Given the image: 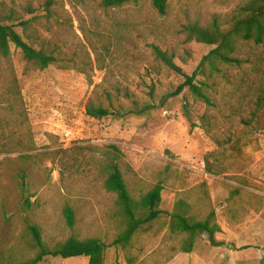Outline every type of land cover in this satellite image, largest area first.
Masks as SVG:
<instances>
[{
	"label": "rangeland",
	"instance_id": "1",
	"mask_svg": "<svg viewBox=\"0 0 264 264\" xmlns=\"http://www.w3.org/2000/svg\"><path fill=\"white\" fill-rule=\"evenodd\" d=\"M13 1L36 7L43 0ZM57 1L53 33L46 36L64 53L61 62L27 71L19 51L11 47L10 65L33 149L0 155L2 254H15L24 230L34 225L49 247L69 237L98 238L107 246L104 264H264V111L248 126L242 121L249 114L238 84L248 66L222 68L225 75L217 78L214 105L208 107L187 90L167 97L182 79L159 64L149 48L154 44L181 56L186 63L176 64L190 73L205 50L186 43L183 28L194 22L206 26L213 17L225 19L243 0H170L164 17L150 0L109 11L100 0ZM113 19L129 22L122 32L129 41L123 40L121 49L114 46ZM100 40L110 43L102 71L90 49L101 51ZM95 86L127 91L138 104L120 99V115L89 118L85 106ZM146 105L155 108L138 116L129 113ZM111 145L121 151L120 170L131 197L138 199L156 185L163 188L160 219L136 234L125 250L110 246L118 233L115 196L105 191V175L98 168ZM23 172L24 197L18 187ZM180 199L197 220L209 217L219 227L215 239L220 246H210L200 233L191 253L179 252L186 235L170 232L167 214ZM65 206L74 212L72 229L63 218ZM41 264H87V259L47 258Z\"/></svg>",
	"mask_w": 264,
	"mask_h": 264
},
{
	"label": "trees",
	"instance_id": "2",
	"mask_svg": "<svg viewBox=\"0 0 264 264\" xmlns=\"http://www.w3.org/2000/svg\"><path fill=\"white\" fill-rule=\"evenodd\" d=\"M143 0H100L104 11L120 10L129 5H137ZM170 0H150L152 9L158 16L164 17L168 12ZM57 0H43L34 7L29 1L20 4L17 1L0 2V155L28 153L33 149L30 125L18 80L10 65L11 47L19 51L27 71H42L50 66L58 65L64 53L60 47L46 34L53 33L52 23L56 20ZM111 23L117 29L115 47L121 49V42L129 41L122 32L126 31L129 22L113 19ZM225 26H229L225 29ZM186 43L202 47L205 52L199 57L195 68L187 73L176 64L179 60L186 63L181 56L159 46L151 44L154 59L164 68L182 79L175 91L167 97H177L187 90L193 99L212 107L213 96L217 86V78L225 74L224 66L242 68L247 65L240 78L238 88L240 100L245 102L249 116L242 121L245 125L264 111V0H243L232 15L225 19L213 17L210 23L202 26L199 22L187 24L183 28ZM126 42V43H127ZM101 51L91 46L97 69L104 70V56H110V43L100 40ZM261 48L260 51L251 49ZM91 86V78L85 70L80 71ZM3 86V87H2ZM95 86L89 96L85 115L101 120L111 115H120L116 108L119 100H131L129 92L118 89L114 93ZM152 97V93L149 94ZM134 105L138 103L131 100ZM186 109V105H184ZM154 105H146L142 109L136 107L130 114L143 115L154 109ZM113 113V114H112ZM9 117L14 121L9 122ZM185 117L188 116L185 111ZM9 122V123H7ZM25 155H21L24 157ZM121 151L114 145L107 148L104 159L98 162L99 170L105 175L103 187L106 192L115 196L113 217L118 224V233L110 246L125 250L133 238L145 227L160 219V185L154 186L138 199L131 197L120 170ZM207 170L210 163L206 161ZM19 191L22 197L27 193L26 174L19 176ZM24 204L31 208L28 198ZM191 206L183 199L178 200L173 210L168 213L169 230L174 234L186 235L182 240L179 252L191 253L194 250L197 236L203 233L210 246L218 247L220 243L215 236L219 227L210 222L209 217L197 220L190 214ZM63 218L69 229L74 227L73 209L65 206ZM107 246L98 238L78 239L69 237L65 241L49 247L43 240L38 227L28 225L21 236V246L15 254L4 256L0 250V264H41L47 258H86L87 264H104ZM264 251V246H263ZM30 253L32 256L27 257Z\"/></svg>",
	"mask_w": 264,
	"mask_h": 264
}]
</instances>
